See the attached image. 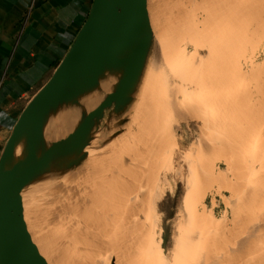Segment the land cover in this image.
Instances as JSON below:
<instances>
[{"label": "rangeland", "instance_id": "374dc122", "mask_svg": "<svg viewBox=\"0 0 264 264\" xmlns=\"http://www.w3.org/2000/svg\"><path fill=\"white\" fill-rule=\"evenodd\" d=\"M147 12L128 102L96 112L77 165L24 188L31 238L50 264H264V0H147Z\"/></svg>", "mask_w": 264, "mask_h": 264}, {"label": "water", "instance_id": "95a60500", "mask_svg": "<svg viewBox=\"0 0 264 264\" xmlns=\"http://www.w3.org/2000/svg\"><path fill=\"white\" fill-rule=\"evenodd\" d=\"M147 0H92L71 45L46 82L21 110L0 150V264H46L24 219L23 189L50 166L71 168L83 155L81 136L99 109L129 100L149 41ZM121 72L114 90L75 127L48 146L51 113L93 90L104 72ZM22 145L21 157L13 153Z\"/></svg>", "mask_w": 264, "mask_h": 264}, {"label": "crops", "instance_id": "0c3cea01", "mask_svg": "<svg viewBox=\"0 0 264 264\" xmlns=\"http://www.w3.org/2000/svg\"><path fill=\"white\" fill-rule=\"evenodd\" d=\"M92 0H0V150L84 22Z\"/></svg>", "mask_w": 264, "mask_h": 264}, {"label": "bare ground", "instance_id": "6f19581e", "mask_svg": "<svg viewBox=\"0 0 264 264\" xmlns=\"http://www.w3.org/2000/svg\"><path fill=\"white\" fill-rule=\"evenodd\" d=\"M116 74L113 73V72H110V71L104 72L101 75V77L99 78V82H98L97 86L93 90L88 91L87 93H84L83 95H81L80 97H78V99H77V101L75 103H70V104L61 106L56 111H54L53 113H51V115H50L47 123L45 124L44 130H43V137H44V140L46 142V146L49 145V143L51 142V139L52 138H55L57 136L59 126H61V124L63 125V121L65 120V118L67 117V115L72 116L71 114H74L77 111V107L79 109H81V110H84V109H86L87 105H89L90 107L91 106H94L96 103L102 101L105 98V96L107 95V94L105 95V93H106L107 90L110 89L112 82L116 78L115 77ZM102 86H105L106 87L105 88L106 91H104L103 93L101 92L99 94V96L96 99L93 100V102H91L90 104H88L87 101L89 99L93 98L96 93H98L99 91H101ZM22 151H23L22 145H19V146H17L15 148L13 155H14V157H15L16 160H18L21 157ZM23 192H24V189L22 191V195H23ZM32 241L34 242V240H32ZM36 246H37V249L39 251V254H41V256L43 257V259H45L46 264H50L48 262L50 260L48 259V261H47V259L44 257L45 254L43 255L41 253V250L42 251H45L46 245L44 243H41L40 244V247L37 244H36ZM151 249H152V246L150 247V245L148 244V246L146 247V254L147 253L149 254V251H151ZM129 256H131V255H129ZM96 257H98V256H96ZM97 261H99V260H97Z\"/></svg>", "mask_w": 264, "mask_h": 264}]
</instances>
